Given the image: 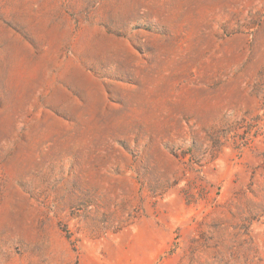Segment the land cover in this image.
I'll use <instances>...</instances> for the list:
<instances>
[{"label": "rangeland", "instance_id": "obj_1", "mask_svg": "<svg viewBox=\"0 0 264 264\" xmlns=\"http://www.w3.org/2000/svg\"><path fill=\"white\" fill-rule=\"evenodd\" d=\"M0 264H264V0H0Z\"/></svg>", "mask_w": 264, "mask_h": 264}]
</instances>
